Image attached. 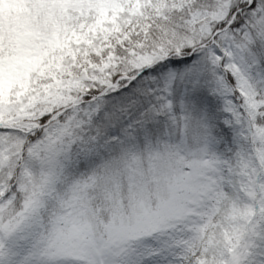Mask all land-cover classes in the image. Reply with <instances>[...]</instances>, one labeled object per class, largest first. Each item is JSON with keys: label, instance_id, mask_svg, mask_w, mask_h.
<instances>
[{"label": "snow or ice", "instance_id": "6c2138e0", "mask_svg": "<svg viewBox=\"0 0 264 264\" xmlns=\"http://www.w3.org/2000/svg\"><path fill=\"white\" fill-rule=\"evenodd\" d=\"M0 264H264V0H0Z\"/></svg>", "mask_w": 264, "mask_h": 264}]
</instances>
